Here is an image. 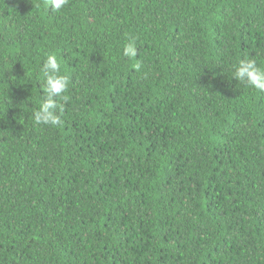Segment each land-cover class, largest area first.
I'll use <instances>...</instances> for the list:
<instances>
[{
	"label": "trees",
	"instance_id": "trees-1",
	"mask_svg": "<svg viewBox=\"0 0 264 264\" xmlns=\"http://www.w3.org/2000/svg\"><path fill=\"white\" fill-rule=\"evenodd\" d=\"M46 3L0 0V264H264V0Z\"/></svg>",
	"mask_w": 264,
	"mask_h": 264
},
{
	"label": "clouds",
	"instance_id": "clouds-1",
	"mask_svg": "<svg viewBox=\"0 0 264 264\" xmlns=\"http://www.w3.org/2000/svg\"><path fill=\"white\" fill-rule=\"evenodd\" d=\"M67 3L68 0H47L46 6L53 12H59ZM136 54V43L130 39L123 47V55L131 58ZM41 72L42 97L37 102L33 118L36 124L59 127L62 123L58 114L61 110L59 102L68 99L65 93L69 89L70 78L62 70V62L57 54L51 51L45 54ZM232 77L248 87L264 92V65L258 64L254 59L248 57L238 59L233 66Z\"/></svg>",
	"mask_w": 264,
	"mask_h": 264
}]
</instances>
